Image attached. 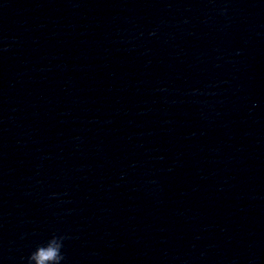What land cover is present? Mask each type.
Returning <instances> with one entry per match:
<instances>
[{"label":"clouds","instance_id":"obj_1","mask_svg":"<svg viewBox=\"0 0 264 264\" xmlns=\"http://www.w3.org/2000/svg\"><path fill=\"white\" fill-rule=\"evenodd\" d=\"M67 237L53 234L46 244L38 245L27 257V264H62L66 258L62 253Z\"/></svg>","mask_w":264,"mask_h":264}]
</instances>
